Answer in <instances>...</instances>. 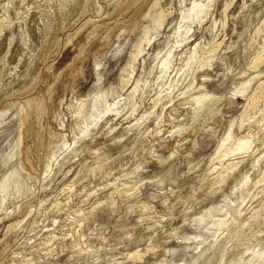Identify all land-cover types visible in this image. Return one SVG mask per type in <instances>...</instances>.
Wrapping results in <instances>:
<instances>
[{"label": "rangeland", "instance_id": "1", "mask_svg": "<svg viewBox=\"0 0 264 264\" xmlns=\"http://www.w3.org/2000/svg\"><path fill=\"white\" fill-rule=\"evenodd\" d=\"M54 1L0 0V183L11 165L18 175L0 192V264H207L251 213L227 248L245 244L241 264H261L264 62H253L264 55V0H95L97 11L71 16L60 33ZM193 6L202 11L181 23ZM236 138L242 152L219 162ZM229 199V213L207 217Z\"/></svg>", "mask_w": 264, "mask_h": 264}, {"label": "bare ground", "instance_id": "2", "mask_svg": "<svg viewBox=\"0 0 264 264\" xmlns=\"http://www.w3.org/2000/svg\"><path fill=\"white\" fill-rule=\"evenodd\" d=\"M110 1V0H109ZM55 3H57V6H56V11L57 12H60V13H62V14H64L65 15V17L63 18V22H62V25H61V27H60V29H59V33L61 32V30L64 28V26H66L68 23H66L68 20H69V18L71 17V16H76V15H78L79 17L80 16H82L83 15V13L84 12H86L87 10H89V9H92V11L94 10V11H97V9H96V3H95V0H68V3H69V8H68V12H66V10H65V7H63V5L60 3L61 2V0H56V1H54ZM197 6V5H196ZM202 11V9H199V8H196L195 6H193L186 14H185V18L182 20V22L181 23H184L185 24V22L186 21H188V20H192L193 21V19L197 16V14L199 13V12H201ZM41 18H42V21H43V23H45V25L46 24H49L50 23V21H51V18L53 17L51 14H50V12H49V10H47V6H44V7H42L41 8ZM2 21V22H1ZM0 21V29H1V31H2V28H3V26H5V25H7V18L6 17H3V20H1ZM191 21V22H192ZM188 22H190V21H188ZM183 24V25H184ZM188 24V23H187ZM186 24V25H187ZM182 25V26H183ZM188 31V30H187ZM144 34H148V30H146L145 31V33ZM88 36H90V35H88ZM57 42V41H56ZM55 42V43H56ZM67 42V41H66ZM177 44V43H176ZM198 44V43H197ZM49 45V44H48ZM55 45V44H54ZM174 45V44H173ZM195 46V45H194ZM177 47V46H176ZM175 47V45H174V47L173 48H176ZM193 47V46H192ZM196 48H197V46H195L194 47V50H193V52L196 50ZM48 49V48H47ZM171 49V48H170ZM193 49V48H192ZM172 50V49H171ZM170 50V51H171ZM50 51V50H49ZM138 51V50H137ZM173 51V50H172ZM46 52H47V50H46ZM46 52H43V50H42V52H41V54H39L38 55V59H39V62H40V59H44V57L46 56ZM53 52V51H52ZM167 52H169V51H167ZM192 52V53H193ZM48 53V52H47ZM136 54H137V52H136ZM168 54V53H167ZM191 54V53H190ZM211 54H212V52H211ZM211 54H210V56H211ZM51 55V54H50ZM131 55V54H130ZM195 55V54H194ZM191 56V55H190ZM131 57V59H133L134 57H135V53H132V55L130 56ZM207 58H209V57H207ZM207 58H206V61H207ZM162 61V60H161ZM189 61V60H188ZM193 61V60H192ZM130 62V61H129ZM195 62V61H194ZM262 62H264V55H261L260 57H258L254 62H253V66H259V64H261ZM42 63V62H41ZM161 63V67H162V70H165L168 66H167V64L169 65V63H167V60H164V61H162V62H160ZM187 63H189V62H187ZM200 63V62H199ZM203 63V62H202ZM208 63V62H207ZM98 63H96V65H97ZM154 64V63H153ZM178 64V63H177ZM160 65V64H159ZM187 65V64H186ZM130 66V65H129ZM183 66H184V64H183ZM183 66H181V68H183ZM72 67V66H71ZM160 67V68H161ZM198 68H200V66L198 67ZM35 69L36 68H31V70L28 72V74H31V72H33V71H35ZM68 69H70V67L68 68ZM169 69V68H168ZM167 69V70H168ZM166 71V70H165ZM182 71H183V69H182ZM181 71V72H182ZM164 73V72H163ZM25 76V75H24ZM182 76V75H181ZM181 76H180V78H181ZM25 78H26V76H25ZM62 78V77H61ZM179 78V77H178ZM159 79H160V76H159ZM158 79V80H159ZM165 79V78H164ZM170 79V78H169ZM175 79V78H174ZM128 80V79H127ZM177 79H175V80H173V79H171V81H173L174 83H176L175 81H176ZM181 80V79H180ZM32 81V80H31ZM30 81V82H31ZM126 81V80H125ZM160 82H161V79L159 80ZM163 82V81H162ZM173 84V83H172ZM55 85L56 84H54V85H52L50 88H49V90H48V92H47V94H46V96L43 98V102H45L46 103V101H47V99L50 97V95L52 94V92L54 91V88H55ZM138 85V84H137ZM262 85L264 86V83H262ZM168 86V85H167ZM176 86V85H175ZM54 87V88H53ZM171 87V86H170ZM136 88H137V86H134V90H132L131 92H130V95H131V97H133L134 96V91L136 90ZM168 88V87H167ZM175 88V87H174ZM56 89V88H55ZM167 90V89H166ZM170 90V89H169ZM168 90V91H169ZM172 90V89H171ZM167 91V92H168ZM172 92H173V90H172ZM169 94V93H168ZM167 94V95H168ZM139 95V94H138ZM137 95V96H138ZM142 95V94H141ZM52 96V95H51ZM136 96V95H135ZM134 96V97H135ZM136 96V97H137ZM62 99V98H61ZM131 99H133V98H131ZM138 99V98H137ZM137 99H135V100H137ZM258 99H256L255 101H257ZM42 101V100H41ZM133 101V100H132ZM131 101V102H132ZM255 101H254V103H255ZM28 100H26L25 101V103H27L28 104ZM131 102H129V103H131ZM157 102H158V98H154L153 99V101H152V104H151V106L149 107V110L147 111V114L149 115L152 111L154 112V108H155V106H156V104H157ZM117 103V102H116ZM135 103V102H134ZM138 103V102H137ZM27 104L25 105V104H22V106H23V110H24V112L22 113L23 114V117H26V116H28L29 114H30V108H29V106H27ZM48 104V103H47ZM99 104V99H98V97L97 98H95L94 99V104H93V106L94 107H96L97 105ZM138 105V104H137ZM136 104H134V106H136V107H134L133 109H135V108H137L138 106H137ZM48 106V105H47ZM115 104H113L112 106H110L109 107V109H107V110H104V109H102V110H98V113H95L93 116H92V119H91V121H89V122H87V123H85V126L84 127H82L81 129H80V131H79V133H78V135L75 137V139L76 140H80V139H82L83 138V134H85V133H87V131L93 126H95V125H97V123L99 122V121H101V119L106 115V114H110L111 113V111H115L114 109H115ZM49 107V106H48ZM130 108H132V107H130ZM43 109H44V107H43ZM96 109V108H95ZM136 111V110H135ZM134 111V112H135ZM40 112H41V110H40ZM43 112V111H42ZM43 113H45V112H43ZM42 113V114H43ZM114 113V112H113ZM117 113V112H116ZM153 114V113H152ZM151 115V114H150ZM149 115V116H150ZM122 116V115H121ZM120 116V117H121ZM126 116V115H125ZM118 118H119V116H117ZM114 118V119H118V118ZM244 118V117H243ZM124 119V118H123ZM162 119V118H161ZM161 119L160 120H158L157 121V127H159V124H160V121H161ZM115 120V121H116ZM139 120V119H138ZM241 121H242V119H241ZM114 122V121H113ZM137 122V121H136ZM139 122V121H138ZM114 124V123H113ZM121 124V123H120ZM133 124H134V122H133ZM232 125V124H231ZM235 126V125H234ZM233 126V127H234ZM22 127V126H21ZM96 127V126H95ZM118 127V126H117ZM232 126H230L229 128H233ZM109 128H110V126H109ZM115 128V127H114ZM112 129V128H111ZM112 130H114V129H112ZM249 130V129H248ZM21 131H23V129L21 128ZM61 133V132H60ZM230 133H232V132H230ZM230 133H228V130H227V134H228V136L230 135ZM233 135V134H232ZM60 136V135H59ZM246 136V135H245ZM249 135H247V137H248ZM62 137H64V135L62 136ZM227 137V135L225 136V138ZM233 137H235V136H233ZM56 138V137H55ZM229 138V137H228ZM242 138H244V136H242ZM241 138V139H242ZM249 138V137H248ZM248 138H247V141H248ZM63 139V138H62ZM233 139V138H232ZM231 139V140H232ZM237 139V141H238V139L240 140V138H236ZM246 139V138H245ZM227 140V139H226ZM229 140V139H228ZM227 140V141H228ZM246 141V142H247ZM51 141L50 142H48L47 143V147H50L51 146ZM65 143V142H64ZM71 143H76V141H74V142H71ZM234 143V142H233ZM245 143V142H244ZM67 144V143H66ZM227 144V143H226ZM243 140H240V141H238V143L237 144H235L233 147H231L229 150H225V142L221 145V147H220V150L217 152L218 154H219V156H218V160H219V162H221L222 163V161H224L225 159H226V157L229 155V154H237V153H241L242 152V150L244 149V147H243ZM75 146V145H74ZM73 146V147H74ZM231 146H232V144H231ZM21 146H17L16 148H15V151L13 152V153H10L11 155H12V157L13 156H16V155H18L17 153L18 152H20V151H22L21 150ZM24 150V149H23ZM67 150H68V148H67ZM76 150V149H75ZM251 150V149H250ZM190 155V154H189ZM215 155H217V154H215ZM76 156V155H75ZM244 155H242V157H243ZM189 157V156H188ZM187 157V158H188ZM241 157V156H240ZM239 156H238V158H240ZM242 157H241V159H242ZM51 160H52V157H49ZM48 158V159H49ZM190 158V157H189ZM215 158V157H214ZM12 159V158H11ZM17 159V158H16ZM231 159V158H230ZM2 160V159H1ZM13 160V159H12ZM41 160V157H36V160H35V165L34 166H36V170H37V165H38V163H39V161ZM228 160V159H227ZM234 160V159H233ZM212 161H213V159H212ZM229 161V160H228ZM13 162V161H12ZM165 162H166V160H165ZM164 162V163H165ZM211 162V161H210ZM216 162V161H215ZM232 162H234V161H230L226 166H225V171H221L220 173H219V171H218V174L217 175H215L216 177L214 178V179H216L217 180V182H218V184H220V183H222L225 179H226V173L227 172H229V170H231V169H233L234 167H235V165L237 164V162L236 163H232ZM11 163V162H10ZM85 163V162H84ZM209 165H211L210 163H209ZM212 166V165H211ZM217 166V165H216ZM214 167V166H213ZM224 167V166H223ZM222 167V168H223ZM11 168H13L12 167V165L11 166H9V168L6 170V171H4V173H3V178H2V180H1V183H0V192H5V191H7L8 190V188H9V186H10V182L12 181V183H13V180H14V178H15V176L16 177H18V175L15 173V170H12V172H10V170H11ZM217 168H219V167H217ZM211 169V168H210ZM213 170V169H212ZM214 170H215V168H214ZM218 170V169H217ZM37 172V171H36ZM45 172H46V170H45ZM211 172V171H210ZM215 172V171H214ZM213 174V173H212ZM43 175V174H42ZM213 177H214V174H213ZM203 178V177H202ZM18 179V178H17ZM210 179V178H209ZM213 179V178H212ZM213 179V180H214ZM19 180V179H18ZM212 182V181H211ZM201 183V182H200ZM224 183V182H223ZM204 184V183H203ZM213 184V183H212ZM205 185V184H204ZM210 185H211V183H210ZM199 186V185H198ZM222 186V185H221ZM220 186V187H221ZM193 187V186H192ZM212 187V186H211ZM212 190H213V188H212ZM215 190V189H214ZM214 192V191H213ZM6 193V192H5ZM260 193H262V191L260 192ZM259 193V194H260ZM8 194V193H7ZM8 196V195H7ZM205 197V196H204ZM207 198V197H206ZM4 199V198H3ZM5 200V199H4ZM175 201V200H174ZM4 202V201H3ZM2 204H4V203H2ZM231 200L229 199V200H225V201H223V203L221 204V205H218V206H211L209 209H208V211H207V217H211V216H213L216 212H218V211H222V212H226V213H229L230 211H231ZM143 209V208H142ZM236 212H237V210H235L234 212H233V214H232V216H235L236 217V219H237V214H236ZM241 214V213H240ZM240 214H239V216H240ZM173 215V214H172ZM255 216V214L254 213H251L250 214V216L248 217V218H246V219H244V220H242V222L241 223H239L238 225H236V227H235V230L233 231V232H229V236L231 237V238H229V240L228 239H226L225 241H222L219 245H218V247L215 249V253L208 259V261H206L207 262V264H241V259H240V256H241V251L243 250V248L245 247V244H242V243H237V244H234V245H232L230 248H227V244L232 240V239H234V238H239L240 236H242V235H244V237H245V230H244V222H247V220L249 221V219L250 218H253ZM142 217V216H141ZM140 217V218H141ZM145 217V216H144ZM143 217V218H144ZM239 219V218H238ZM206 220V218L205 217H203V216H199V218H197V221H198V224H199V226H201L202 225V223L204 222ZM224 225H225V221L224 220H221V221H219L218 222V224H217V230H219V229H221L222 227H224ZM243 240H245V239H243ZM248 240V239H247ZM247 240H245V241H247ZM205 257H206V254H204V253H202L201 254V256H200V258L201 259H205ZM263 257H264V255L262 254V255H260V259H258L259 261H260V263L261 264H264V260H263ZM197 260H199V258H195L194 260H192L191 262H196Z\"/></svg>", "mask_w": 264, "mask_h": 264}]
</instances>
